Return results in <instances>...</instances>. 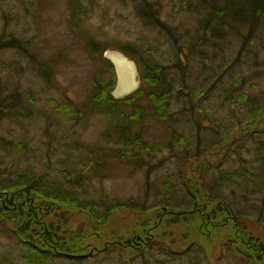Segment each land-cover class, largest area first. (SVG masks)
Returning a JSON list of instances; mask_svg holds the SVG:
<instances>
[{
  "label": "rangeland",
  "instance_id": "obj_1",
  "mask_svg": "<svg viewBox=\"0 0 264 264\" xmlns=\"http://www.w3.org/2000/svg\"><path fill=\"white\" fill-rule=\"evenodd\" d=\"M145 2H156L168 38L138 15ZM205 2L212 0H79L83 11L77 14L76 0H0V44L20 45L0 48V98L17 91L16 110L24 108L19 121L0 111V179L26 172L100 212L113 202H134L137 211L113 214L99 233L79 209L59 211L68 219L60 240L85 256L31 263L14 234L25 220L15 223L20 216L12 214L0 223V264H264V254L245 252L253 244L243 225L264 240L263 227L250 219L260 204L252 182L242 178L247 174L235 177L234 185L219 182L223 172L255 165L250 149L264 126L240 130L250 104L237 97L264 99V20L243 45L229 30L216 40L210 30L217 21L208 24ZM237 25L246 34L247 27ZM125 44L132 46L127 55L141 81L131 101L141 113L131 121V104L119 102L112 117L92 104L94 84L106 86L109 77L91 48ZM157 66L163 85L151 87L143 79ZM166 89L171 118H155L152 94ZM68 103L71 119L53 108ZM123 125L121 137L117 128ZM217 144L222 148L214 153ZM211 199L231 205L237 219L213 213ZM155 206L171 211L152 215ZM135 228L144 229L137 248H118ZM93 251L99 252L89 257Z\"/></svg>",
  "mask_w": 264,
  "mask_h": 264
},
{
  "label": "trees",
  "instance_id": "obj_2",
  "mask_svg": "<svg viewBox=\"0 0 264 264\" xmlns=\"http://www.w3.org/2000/svg\"><path fill=\"white\" fill-rule=\"evenodd\" d=\"M75 2V1H74ZM77 3V14L82 12L83 9L79 5V0H76ZM156 2L148 3L145 2L143 5L145 8L143 9L141 6L137 8V13L141 17H143L147 23L152 24L155 27L161 28L165 32L166 38L170 36V28L165 26L158 19V9L156 7ZM208 5V8L211 10L209 13L208 24L210 20L217 21V23L211 27L210 34L216 40L219 39V36L225 35L227 30L235 35H240L242 39V45L246 39L252 38L257 29L261 27V23L264 20V0H212V3L205 2ZM220 4V7H219ZM242 24L244 27H247L246 34H240L238 25ZM207 26V23H205ZM220 29H223V33H220ZM244 40V41H243ZM126 47L120 45L113 46H104L99 47L95 45L94 48H91V54H98L99 57L105 62L107 67V74L109 83L106 86H102L100 81H97L95 86V94L92 97V104L95 107L100 108L101 112L106 116L112 117L115 112H117V104L119 102L131 104L133 111L129 115V120L138 119L141 113V108L138 106L136 102L131 101L135 96L139 95L141 89H139L132 96L122 100L116 101L110 96L111 90L115 86V74L113 66L110 62L106 61L103 58V53L108 49H117L124 54H131L129 48L132 46L125 44ZM1 47H11L18 48L20 45L15 41H8L7 43L0 44ZM129 47V48H128ZM141 60V59H140ZM160 67L151 68L148 67V71L152 70L151 74H148L143 79L148 83L151 87H158L163 85L162 79L159 77L157 70L159 71ZM158 74V75H156ZM108 82V81H107ZM141 88V87H140ZM169 93L170 91L166 89L165 92H161L159 94H152L151 104L154 109V117L167 119L171 118L170 114V102H169ZM171 94V93H170ZM168 98H167V96ZM238 100H241L242 103H249V111L247 113V118L242 117L239 121L238 127L240 130H247L251 125H260L264 126V99H258L256 97L249 99L248 95L244 93L243 95L237 97ZM20 101V94L17 91L12 93V97L2 99L0 98V111L4 114V117L7 115L12 116L17 121L21 118V113L24 112V108H21L20 111L16 110L17 103ZM1 107H3L1 109ZM53 108L62 114V116L71 119V111L72 105L71 103L55 105ZM244 120V121H243ZM217 122V121H216ZM213 125L218 126L216 123ZM234 125L227 127L228 129H232ZM117 131L119 135L122 137L123 133L126 132V126H118ZM231 133L227 135L229 138ZM137 141H139L137 139ZM139 144V143H137ZM214 149V153L216 149L222 148V144H217L216 146H212ZM24 149L19 148V152H23ZM250 153L252 154V160L255 163L254 166L251 167L250 170H246L244 168H240L239 171L228 170L227 172H223L221 174V178L219 182L221 184L233 182L234 185L235 177H240L241 174H247L248 178L242 176L243 179H248L252 182V195L258 196L260 199V204L256 209H254L257 213L256 217H252L253 221L261 226L264 229V132L258 134L256 138L253 140L252 148L250 149ZM127 159L126 157H122ZM38 177L34 175H30L26 172L21 173L18 176L14 177H3L0 179V223L9 222L8 220L11 218L12 214H17L20 218L15 221V223L21 222V218L25 220V223L20 224L22 228L20 230L15 231L14 234L17 235L18 239L23 242L25 247V251L23 252V259L31 263L30 261L38 260L39 262L46 261L48 258L51 259L57 256H65L71 259H78L79 257L85 255H79V253L75 252L72 243H64L60 240V230L67 224L68 219L63 218L59 211L69 210V209H79L84 215L87 216L89 222L94 226L93 231H97L98 233L101 231V228L107 226L110 218L113 214H117L119 211L133 210L135 213L136 206L135 203L131 204H118L117 202H113L108 204L106 207V211L100 212L96 209L93 203L88 201L79 200L77 197L73 196L71 193L63 194L62 192L57 190V187H54V183L46 184V188L42 185H39L35 181ZM215 186L216 183L213 182ZM221 198V197H217ZM167 201V200H166ZM168 202V201H167ZM167 202H164L166 205ZM213 205L211 203L210 208L213 210V213H223L225 215L227 213H231L233 221L237 219L236 213L234 212L231 205L227 204L224 200H215L211 199ZM225 205L227 208L224 209L222 206ZM157 206V205H156ZM152 209V215L156 214V211H160V209L166 210V213H170L171 209L165 207H157ZM177 210V209H176ZM206 211H204V215L206 216ZM197 212H192L191 214H196ZM184 213L175 214L176 216H182ZM229 216V215H228ZM231 217V216H230ZM238 224L242 223V220L239 219L237 221ZM243 227L247 230L250 235V241L253 244V247L249 249L252 255L256 254H264V240L253 234L248 230V228L243 225ZM141 230L138 232L136 228L134 229V234L132 235L131 241L129 243H118L116 246L122 249L125 252L132 251L137 248L136 244L138 243V236L140 235ZM147 233L144 232V238H146ZM84 237H79L77 240L82 241ZM148 240V238H147ZM133 241V243H132ZM110 244H115L113 241ZM111 245L104 247L102 251H105ZM67 251L71 252L68 253ZM99 251H93V254L89 257H94ZM63 253L67 254L63 255Z\"/></svg>",
  "mask_w": 264,
  "mask_h": 264
},
{
  "label": "water",
  "instance_id": "obj_3",
  "mask_svg": "<svg viewBox=\"0 0 264 264\" xmlns=\"http://www.w3.org/2000/svg\"><path fill=\"white\" fill-rule=\"evenodd\" d=\"M104 58L114 67L116 85L111 95L115 99H123L134 93L140 85L135 63L117 50H108Z\"/></svg>",
  "mask_w": 264,
  "mask_h": 264
}]
</instances>
